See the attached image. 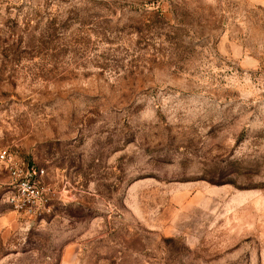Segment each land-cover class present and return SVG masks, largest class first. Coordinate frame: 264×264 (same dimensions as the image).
Segmentation results:
<instances>
[{"label":"rangeland","instance_id":"rangeland-1","mask_svg":"<svg viewBox=\"0 0 264 264\" xmlns=\"http://www.w3.org/2000/svg\"><path fill=\"white\" fill-rule=\"evenodd\" d=\"M1 152L0 264H264V0H0Z\"/></svg>","mask_w":264,"mask_h":264},{"label":"built area","instance_id":"built-area-1","mask_svg":"<svg viewBox=\"0 0 264 264\" xmlns=\"http://www.w3.org/2000/svg\"><path fill=\"white\" fill-rule=\"evenodd\" d=\"M6 153L5 152H1L0 154V158L4 159L5 158ZM33 186H31L28 182H22L19 186H18V191H20L21 193H23L25 196L30 195L28 198H30L34 191H33Z\"/></svg>","mask_w":264,"mask_h":264}]
</instances>
